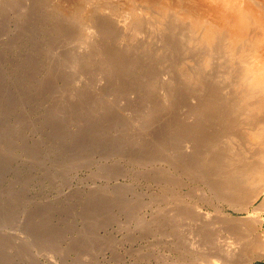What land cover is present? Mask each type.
<instances>
[{
    "label": "rangeland",
    "instance_id": "rangeland-1",
    "mask_svg": "<svg viewBox=\"0 0 264 264\" xmlns=\"http://www.w3.org/2000/svg\"><path fill=\"white\" fill-rule=\"evenodd\" d=\"M89 1L102 9L95 6L98 20L85 24L57 0H0V264H199L198 225L177 217L179 201L203 214L213 212L207 200L234 218L248 216L219 205L194 174L207 157H229L231 134L218 129L214 137L211 124L197 119L207 91L187 76L200 72L207 88L223 94L219 64L201 72L199 51L179 25L172 34L151 26L135 34L116 10L119 0ZM179 59L197 63L183 68ZM193 126L212 133L216 146L202 131L200 139L210 140H189ZM201 145L219 152L206 157ZM257 228L264 240V221ZM211 231L225 235L215 240L221 246L226 233ZM246 264H264V256Z\"/></svg>",
    "mask_w": 264,
    "mask_h": 264
},
{
    "label": "bare ground",
    "instance_id": "bare-ground-1",
    "mask_svg": "<svg viewBox=\"0 0 264 264\" xmlns=\"http://www.w3.org/2000/svg\"><path fill=\"white\" fill-rule=\"evenodd\" d=\"M57 1L60 8H64L66 10L69 9L71 14H74L72 17L74 18L75 16V18L78 19V21L80 22L84 21L83 23H85V20L87 19L88 20L90 19L89 21H91L92 17L94 19L96 18V15L94 16L95 11H97V9L95 8L96 5L94 6V4H91L93 5L91 6L89 4L90 2L89 0H57ZM108 1L105 2L104 0L106 4ZM108 5L110 6V4ZM97 6L96 7L98 8V10L102 9L100 5L97 4ZM119 7L120 9L118 8L116 10L122 11L126 15V18L120 17V18H124L123 21L124 24L126 25L125 27L129 28V30L130 29L133 30L135 34H137L138 32L140 33L141 29L144 26L153 27L155 29L153 32L158 30V32L161 33V34L158 33L159 35H163V34L165 35L167 33L172 34L173 29H175L174 27L175 25H179L183 27L184 29L183 31H185V35H186L185 36L186 42L189 44V46L196 49L195 51H193L194 53H196L197 50L199 51V54L198 53L196 54L198 55L199 57L198 59L200 60V61L198 60V63L197 61L195 62L194 60H193L194 62L186 61V59L189 58L190 56L189 57L185 56L186 59L184 61L187 62L188 64L192 63V65H195L196 63L199 64L198 68L201 69V72L202 70L207 71L208 70L207 68L211 69L215 63L216 65L219 64V66H217L219 67L218 74L220 72L224 78L223 80V78L221 77V79L223 80L222 82H226L224 86L226 87L224 88L226 91L223 92V94H220V89L211 90V88L210 89L207 88L205 83L206 78L204 79L203 75L200 72L199 74L189 73L191 75H187L188 79L190 77L192 79V82L194 81L195 84H197V86H200V88L204 87L205 89L204 88L202 89L204 92L207 91V96H205L206 99H202L204 101L201 107L199 109L197 108L198 109L197 110L198 112L196 113L197 119L200 117V119L204 121L206 124H211L208 126L212 127L214 137L215 134L217 133L215 130L218 131V129L219 132L224 131L231 134L229 135L225 133V138L227 140L226 142H228V140H231L228 142V145L224 144L225 148L226 147L228 148L227 150H225L228 152L229 155V157L227 156V158L219 157V155H217L214 156V158L211 156L212 159H209V157H207L208 152L211 151L212 153L215 152V154H217L219 151L218 152L215 150L212 151V149L208 151L209 149L208 150L206 149L208 151L206 153V151L202 152L203 151V149L201 148L202 145L199 146V148H201V151L199 149L200 153L203 154L206 153V157L208 159L206 158L204 160L201 169H199L197 172H194V174L198 177L199 183H201L200 181H202L203 185H205L208 188L209 193L212 194V199H215V201H217L219 205H223L228 208L243 210L245 211V213H247L248 216L240 219L234 218L230 214L224 213L223 210L221 208H218L216 205H214L213 202L207 200H202V204L204 207L206 206L212 209L213 212L211 213L205 212L206 214H203L197 209H195L194 211L193 209L188 207L186 203L183 204L182 202L180 203L179 201L177 206L179 205L180 208L178 210L177 217L180 218V220L181 219L183 220V218H192V221L198 225L197 226L198 228L195 227L198 229V233L197 231L193 230L197 233L198 236L196 237L197 240L200 239V241L198 242L200 243V245H198L199 246L198 253L197 255H195V257L197 258L196 262H198L199 264H246L248 262H252L253 260L259 257L262 258V256H264L263 254L264 240H262L263 238L262 239L258 238L256 232L258 229L257 228L258 225H261V223L264 221V218L262 216V214L264 213V0H119ZM96 22H97L96 25H98V21ZM87 23L89 24V22ZM89 27L91 28L92 26ZM93 28L94 26L92 27V29ZM96 28L98 29L99 27ZM102 28L100 29V31L103 30ZM89 30L91 31V29ZM95 30H92L91 33L94 32ZM96 32H99V29L96 30ZM105 32L107 31H104V33ZM175 32H177V30L174 31L173 35L176 34ZM173 35L170 36L173 37ZM177 35L178 33L176 34V37ZM161 37L163 38V36ZM183 38L180 39L182 40ZM173 39L174 37L170 40L174 42ZM93 41L94 43L93 42L90 43L95 44L94 39ZM175 41L179 44V46L181 47L182 45L185 46L184 41H182L183 43L182 45L179 42V40L178 41L175 40ZM147 42H149V40ZM169 43H170V47L172 46L174 47V45H171L170 41ZM165 44L167 45V42H165ZM151 45L152 43L149 45V48ZM87 46L88 45H86V47ZM91 46L90 49L92 48ZM179 46H178L179 50L184 48V47L179 48ZM176 48L177 47H175V51L177 50ZM186 48L188 49V47ZM158 49L155 50L159 52ZM167 49L169 48L167 47ZM152 50L150 51L152 52ZM155 50H153V52ZM189 50L192 51V49ZM160 52H159L160 56L163 57V55H161L162 53ZM168 53L170 54V52ZM184 53H188V52H184ZM114 56L117 55L115 54ZM175 57H177L176 60L180 58L178 57V55ZM193 57H197V56H193ZM137 58L140 57L138 56ZM157 58H159V56ZM169 58L171 60L173 59L171 57ZM191 59H195V58H191ZM143 60L144 59L142 58V62ZM164 61H159V62H164ZM181 61L182 60H180L179 62ZM184 61L181 62L180 64L178 62V64L182 66ZM184 65L186 66V63H184ZM184 65L182 66L183 68H185ZM107 66H109V64ZM171 67L172 66L169 67V70L171 69ZM177 67L179 68L180 66ZM191 68H189V70ZM192 69L191 71H193ZM189 70L186 69V71ZM101 72H103V69H101ZM213 72L217 73V71H213ZM215 75H216L215 77L217 78V74ZM208 77L210 78L209 75ZM218 78L220 77L218 76ZM217 79L216 82L215 80L210 82L209 80L211 79H209L208 82L210 83L215 82L216 85L220 84L219 82L221 81L218 82ZM189 81L191 80H186L188 84L190 83ZM211 87L215 88L214 85H212ZM218 87L221 88L222 86L220 87L219 85ZM167 89H169V87L166 88V90ZM172 90L173 89H171V91ZM200 93L202 92L200 91ZM198 96L200 98H198ZM198 96L196 98V101L197 99L199 101V99L202 98L200 94ZM194 125L197 126L196 123ZM200 125H202V123L199 124L198 126L200 127ZM196 126H193V128L190 127L193 129L191 131V135L194 139L191 137L192 139L189 138V140H194L196 144H199L203 140H207V139L210 140L209 137H205L207 139L203 137V139L201 140L200 138L203 136L201 135V131L206 129L203 128L202 130L200 129L194 130V128L196 129ZM188 132L185 131V133ZM203 132L204 131H202V134L212 136L211 135L212 133L208 134L206 133V131L205 133ZM183 135L185 136V134ZM218 135L219 133L216 136L217 138ZM213 136L210 138L214 139ZM219 136L220 137L222 136L221 133ZM225 138L223 137L224 140ZM215 140L217 139L215 138L213 144L211 143L210 145L216 146V144L214 143ZM220 140H222V138H220ZM217 145L218 146L221 145L222 146L221 149L224 148L223 143L222 144L217 143ZM197 146H195V148ZM208 146L209 145H207V147ZM218 148H220V146ZM221 151H220L221 154L225 153L224 151H223L224 153ZM199 155L201 156V154ZM165 159L167 160V158ZM174 161H176V159ZM178 161L179 160H177L176 162ZM169 163L174 164L172 160H170ZM190 163L195 164L196 162L195 163L190 162ZM175 165L177 164L175 163L174 166ZM192 167L194 168V166ZM192 167H190V169ZM196 167L197 169L199 168L198 166ZM177 171L185 173V169L182 168L177 169ZM187 177L189 178V176ZM218 178L220 179L222 178L223 181L220 182ZM160 181H165V180H160ZM158 182L156 181V183ZM257 202H259V204L257 207H255L254 205ZM173 205L174 204H172L171 206ZM173 207H174L173 209L176 208L175 206ZM251 207L254 208L251 210ZM167 209L171 210V208H167ZM213 227L221 231L220 233L222 232L226 233V239L224 242H222L223 240L221 241L222 242L221 246H218L216 242L218 241L219 237L221 239L225 238L224 237L225 235L222 237V234L218 233L217 235L219 236L220 234L221 236L219 237L217 236L218 238H216L217 241L215 242L216 239L213 235L215 233H212L211 231V228ZM174 231L172 230V232ZM160 232L163 231L160 230ZM193 234L195 233L193 232ZM173 236H175V234ZM196 238L194 239L195 241Z\"/></svg>",
    "mask_w": 264,
    "mask_h": 264
}]
</instances>
